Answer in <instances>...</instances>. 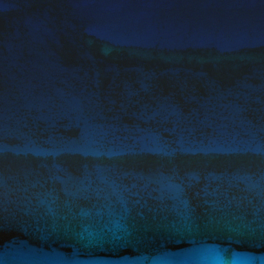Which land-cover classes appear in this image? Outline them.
Here are the masks:
<instances>
[{
  "label": "water",
  "instance_id": "1",
  "mask_svg": "<svg viewBox=\"0 0 264 264\" xmlns=\"http://www.w3.org/2000/svg\"><path fill=\"white\" fill-rule=\"evenodd\" d=\"M0 264H264V0H0Z\"/></svg>",
  "mask_w": 264,
  "mask_h": 264
}]
</instances>
